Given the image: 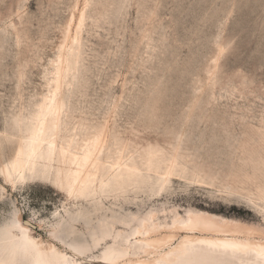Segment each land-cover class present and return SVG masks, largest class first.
<instances>
[{
	"label": "rangeland",
	"instance_id": "1",
	"mask_svg": "<svg viewBox=\"0 0 264 264\" xmlns=\"http://www.w3.org/2000/svg\"><path fill=\"white\" fill-rule=\"evenodd\" d=\"M99 3L103 7L82 27L85 81L73 91L72 120L106 123L125 157L150 143L168 149L182 135V152L217 175L262 149L264 0H94L92 6ZM82 4L0 0V128L4 117L45 91L44 69L58 52L70 13ZM74 204L85 203L50 182L12 185L0 176V221L16 206L43 240L56 214ZM103 204L121 213L192 208L264 226L262 214L244 200L224 199L207 184L177 176L156 194L129 192ZM75 228L86 231L81 219ZM54 242L63 249L58 238Z\"/></svg>",
	"mask_w": 264,
	"mask_h": 264
},
{
	"label": "bare ground",
	"instance_id": "2",
	"mask_svg": "<svg viewBox=\"0 0 264 264\" xmlns=\"http://www.w3.org/2000/svg\"><path fill=\"white\" fill-rule=\"evenodd\" d=\"M93 1L83 0L70 13L58 52L43 72L45 91L4 117L0 128L4 182L47 181L85 204L57 213L44 240L15 206L0 221V264H93L94 258L98 264H264V226L259 224L192 208L121 213L114 204H103L106 197L129 192L156 194L177 176L188 184H207L224 199L244 200L264 219V145L248 152L240 166L232 163V172L217 175L182 152V135L168 149L150 143L125 157L119 138L106 134V123L72 120L71 97L85 81L82 27L91 11L104 5L92 6ZM80 219L85 232L75 228Z\"/></svg>",
	"mask_w": 264,
	"mask_h": 264
}]
</instances>
